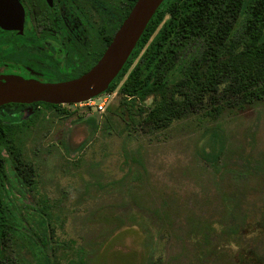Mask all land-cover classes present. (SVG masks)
Here are the masks:
<instances>
[{"label": "rangeland", "instance_id": "374dc122", "mask_svg": "<svg viewBox=\"0 0 264 264\" xmlns=\"http://www.w3.org/2000/svg\"><path fill=\"white\" fill-rule=\"evenodd\" d=\"M99 96L104 109L64 105L75 112L67 117L40 106L48 122L26 150L38 168V193L54 202L57 236L86 249L88 264H201L195 220H222L228 203L234 214L264 203V102L217 119L207 104L166 127L124 129L122 119L107 120L118 89ZM214 131L223 140L217 159L206 144ZM38 193L26 204L33 207ZM197 236L206 252L219 239L205 227ZM250 241L255 261L228 246L209 264H264V236Z\"/></svg>", "mask_w": 264, "mask_h": 264}, {"label": "trees", "instance_id": "16d2710c", "mask_svg": "<svg viewBox=\"0 0 264 264\" xmlns=\"http://www.w3.org/2000/svg\"><path fill=\"white\" fill-rule=\"evenodd\" d=\"M116 89L120 101L109 108L107 120L112 116L122 119L124 129L131 123L154 129L166 127L207 104L211 105L208 114L214 119L261 104L264 0H165L106 92ZM42 105L50 108L53 116L75 113L64 105L43 101L0 107V200L12 195L13 256L27 258V264H88L86 249L57 236L54 202L38 193L37 165L28 158L27 148L23 153L22 127L27 126L28 140L30 137L35 142L39 128L48 122ZM87 122L99 127L93 117ZM211 135L206 142L211 155H205L217 159L223 140L218 131ZM33 191L38 198L31 207L19 195ZM21 211L23 221L16 213ZM234 213L228 203L222 220H195L191 236L201 264H209L211 255L228 246L241 260L255 261L257 254L248 243L264 236V203ZM200 227L212 229L219 236L208 252L197 236Z\"/></svg>", "mask_w": 264, "mask_h": 264}, {"label": "flooded vegetation", "instance_id": "af4514ba", "mask_svg": "<svg viewBox=\"0 0 264 264\" xmlns=\"http://www.w3.org/2000/svg\"><path fill=\"white\" fill-rule=\"evenodd\" d=\"M15 1L23 15L15 28L0 25V77L60 82L78 78L98 63L138 0ZM19 134L24 153L27 126ZM25 195H19L22 202ZM11 197L0 200V264H27V258L13 256ZM16 213L23 221L24 211Z\"/></svg>", "mask_w": 264, "mask_h": 264}, {"label": "water", "instance_id": "95a60500", "mask_svg": "<svg viewBox=\"0 0 264 264\" xmlns=\"http://www.w3.org/2000/svg\"><path fill=\"white\" fill-rule=\"evenodd\" d=\"M165 0H138L98 63L84 75L45 82L19 75L0 77V107L10 103L79 104L105 93L119 75L148 23ZM15 0H0V25L15 28L23 11ZM153 98L149 99L152 102Z\"/></svg>", "mask_w": 264, "mask_h": 264}, {"label": "built area", "instance_id": "2783aa9c", "mask_svg": "<svg viewBox=\"0 0 264 264\" xmlns=\"http://www.w3.org/2000/svg\"><path fill=\"white\" fill-rule=\"evenodd\" d=\"M100 98V96L99 97H95V98H93V99H90V100H88V101H86V102H83V103H79V104H84V105H89V106H95L96 108H98V109H104V107H105V105H106V103H107V99H105V100H103L102 102H100V103H97V102H95V100L96 99H99Z\"/></svg>", "mask_w": 264, "mask_h": 264}]
</instances>
